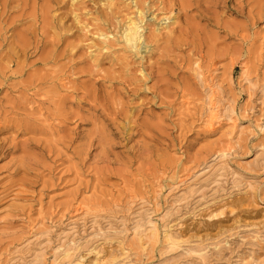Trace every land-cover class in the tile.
Wrapping results in <instances>:
<instances>
[{
  "label": "rangeland",
  "instance_id": "374dc122",
  "mask_svg": "<svg viewBox=\"0 0 264 264\" xmlns=\"http://www.w3.org/2000/svg\"><path fill=\"white\" fill-rule=\"evenodd\" d=\"M2 1L0 264H264V0Z\"/></svg>",
  "mask_w": 264,
  "mask_h": 264
},
{
  "label": "bare ground",
  "instance_id": "6f19581e",
  "mask_svg": "<svg viewBox=\"0 0 264 264\" xmlns=\"http://www.w3.org/2000/svg\"><path fill=\"white\" fill-rule=\"evenodd\" d=\"M3 2V3H2ZM1 5H3L2 7L6 8L7 7V3L8 0H4L2 1ZM3 9V8H2ZM141 25L139 23H136L134 21H130L124 28L123 31V38L125 43L133 48V49H139L140 45V41L142 39V33H141ZM218 104V103H217ZM212 105V104H211ZM219 105V104H218ZM210 111V122H212L213 120H216L217 118L221 117L220 116V109L218 108H214L213 106H211V108H209Z\"/></svg>",
  "mask_w": 264,
  "mask_h": 264
}]
</instances>
